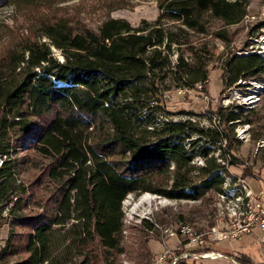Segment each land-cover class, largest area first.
I'll list each match as a JSON object with an SVG mask.
<instances>
[{
	"label": "trees",
	"instance_id": "obj_1",
	"mask_svg": "<svg viewBox=\"0 0 264 264\" xmlns=\"http://www.w3.org/2000/svg\"><path fill=\"white\" fill-rule=\"evenodd\" d=\"M248 6L249 0H160L153 22L108 17L97 29L58 19L42 26L48 41L26 40L0 56V209L10 205L13 220L3 251L26 254L12 264H119L123 231L131 229L123 208L129 194L199 200L222 189L227 166L196 147L210 133L213 146L235 136L244 107L218 109L228 131L163 113L173 85L209 82L212 51L192 34L205 33L215 19L222 23L216 36L227 40L225 28L241 23ZM223 77L228 86L242 78L264 82V56L229 58ZM31 151L50 161L35 182L18 183ZM198 154L205 165L192 162ZM45 182L54 184L49 195L41 193H48ZM132 227L143 235L155 230L148 219ZM235 257L256 264L246 254Z\"/></svg>",
	"mask_w": 264,
	"mask_h": 264
},
{
	"label": "rangeland",
	"instance_id": "obj_2",
	"mask_svg": "<svg viewBox=\"0 0 264 264\" xmlns=\"http://www.w3.org/2000/svg\"><path fill=\"white\" fill-rule=\"evenodd\" d=\"M160 0H13L12 3L0 6V56L8 50L21 47L26 40L37 39L48 41L43 35L42 26L47 22L65 19L76 28L89 27L97 29L108 17L125 18L133 25L143 20L155 21L160 13ZM264 0H249L248 15L235 25L225 28L228 31L227 40L216 36V31L222 28L218 20H211L208 30L201 34H192L196 44L205 43L212 51L209 62V82L206 88L197 84L193 89L185 87L166 92L167 112L164 119L192 120L203 129L223 128L228 131V124L222 123L220 107L231 108L233 105L244 107V113L235 128V136L224 139L222 145L211 142L215 133L204 135L198 142L197 149H210L208 157L218 153L237 157L227 166L228 172L236 173L251 182L254 189L264 185V82L254 78L239 79L228 86L223 77L224 64L229 58L242 54L257 52L264 56ZM57 57L62 59L59 50L53 47ZM190 58L189 54H185ZM177 52L171 55L176 62ZM263 85L259 100L249 104L247 96L255 93L256 84ZM259 84V85H260ZM233 101V102H232ZM244 102V103H242ZM248 103L249 105L245 104ZM194 133L191 139H198ZM232 137V138H231ZM242 139H241V138ZM234 138L238 141L233 140ZM225 147H224V146ZM220 146V147H219ZM202 159V161L200 160ZM2 158L0 157V165ZM27 161V160H26ZM50 160L34 152H29L28 161L20 174V180L27 183L35 182ZM218 161V160H216ZM197 166H203L206 158L198 154L192 161ZM47 192L54 189L53 183H44ZM43 187V185H41ZM40 193V194H41ZM151 194V203H139L142 196ZM217 192H209L204 199H170L152 192L139 195L129 194L123 201L125 223L123 244L126 252L119 256V264H241L236 255L246 254L255 260L256 264H264V244L260 242L261 231L254 228L252 233L243 234L232 240L225 239L206 245L189 244L181 236H171L170 231H177L182 224H189L198 232H206L211 226L221 222L216 218ZM10 205L4 204L0 209V264H12L22 255H4V248L12 233V218L9 214ZM32 206L30 207V209ZM35 209V208H33ZM31 211L29 209L26 210ZM151 220L155 230L143 235L141 230L133 225H140L144 220ZM61 231L59 232V234ZM218 251L224 256L220 258L205 257L202 253Z\"/></svg>",
	"mask_w": 264,
	"mask_h": 264
},
{
	"label": "built area",
	"instance_id": "obj_3",
	"mask_svg": "<svg viewBox=\"0 0 264 264\" xmlns=\"http://www.w3.org/2000/svg\"><path fill=\"white\" fill-rule=\"evenodd\" d=\"M259 84H256L258 91L247 96L246 100L249 104L259 100L263 90V85ZM248 103L245 102L246 105H249ZM259 143H264V140ZM216 157L217 162L225 166H228L232 159L230 153L226 154V152L218 153ZM217 196L216 218L221 222L220 224H214L206 232H198L191 225L182 224L177 231H170V235L181 236L189 244L203 246L225 239L235 240L243 234L252 233L253 229L257 228L261 231L259 240L264 244V185L254 189L245 177L229 172L225 174V181ZM202 254L214 259L224 256L218 251Z\"/></svg>",
	"mask_w": 264,
	"mask_h": 264
},
{
	"label": "bare ground",
	"instance_id": "obj_4",
	"mask_svg": "<svg viewBox=\"0 0 264 264\" xmlns=\"http://www.w3.org/2000/svg\"><path fill=\"white\" fill-rule=\"evenodd\" d=\"M256 92H257V91H256ZM152 200H153V196H152L151 194H148V193H147V194H145L144 196L141 197L139 203H136V204H135V208L138 207V204L142 203L143 201H144V202L146 201V202L151 203ZM215 202H216V201H215Z\"/></svg>",
	"mask_w": 264,
	"mask_h": 264
}]
</instances>
